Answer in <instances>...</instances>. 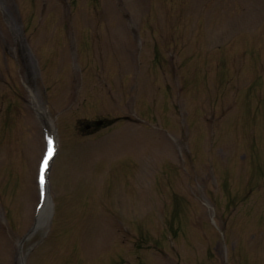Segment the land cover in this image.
Wrapping results in <instances>:
<instances>
[{"label": "rangeland", "instance_id": "1", "mask_svg": "<svg viewBox=\"0 0 264 264\" xmlns=\"http://www.w3.org/2000/svg\"><path fill=\"white\" fill-rule=\"evenodd\" d=\"M180 1L0 0V218L9 221L0 231V264H264V22L254 20L252 6L247 13L219 0L232 5L213 4L209 23ZM135 2L159 15L147 18L145 31L128 28V49L113 47L125 29L122 16L140 14ZM254 2L264 17V1ZM226 11L252 22L240 24L236 45L209 52L208 43L223 42L213 25L223 26ZM182 31L187 47L175 46ZM145 33L147 63L132 66ZM169 40L182 89L159 71L170 62L162 61ZM95 72L114 86L97 84ZM73 80L80 93L70 91ZM130 98L131 109H117L115 100ZM52 106L61 145L50 182L57 220L50 188L49 209L40 218L35 209L44 133L56 131ZM139 110L136 124L121 112ZM103 114L115 118L110 130L78 134Z\"/></svg>", "mask_w": 264, "mask_h": 264}, {"label": "snow or ice", "instance_id": "2", "mask_svg": "<svg viewBox=\"0 0 264 264\" xmlns=\"http://www.w3.org/2000/svg\"><path fill=\"white\" fill-rule=\"evenodd\" d=\"M47 162H45V164H46Z\"/></svg>", "mask_w": 264, "mask_h": 264}]
</instances>
